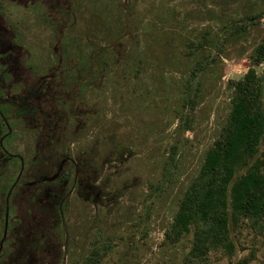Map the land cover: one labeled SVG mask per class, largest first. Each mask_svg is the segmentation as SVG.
I'll use <instances>...</instances> for the list:
<instances>
[{
    "label": "rangeland",
    "instance_id": "rangeland-1",
    "mask_svg": "<svg viewBox=\"0 0 264 264\" xmlns=\"http://www.w3.org/2000/svg\"><path fill=\"white\" fill-rule=\"evenodd\" d=\"M42 1L51 12L69 8L66 26L83 43L108 44L110 35L130 31L123 60L109 62L105 80L86 92L88 114L77 118L69 110L64 121L58 115L61 146L73 163L56 187L63 193L62 211L54 213L49 231L60 251L47 252L45 263L180 264L192 234L173 240L166 230L226 118L228 79L244 73L264 38V0ZM6 9L44 65L51 55V22L22 6ZM6 42L0 28V47ZM16 61L18 75L23 69ZM253 66L260 73L264 60ZM42 90L7 98L38 121L53 120L54 103ZM188 93L193 100L183 102ZM12 144L30 152L28 135L17 134ZM24 194L18 195L20 210ZM230 234L233 250L211 249L202 264H264V224L253 227L244 219Z\"/></svg>",
    "mask_w": 264,
    "mask_h": 264
},
{
    "label": "trees",
    "instance_id": "trees-1",
    "mask_svg": "<svg viewBox=\"0 0 264 264\" xmlns=\"http://www.w3.org/2000/svg\"><path fill=\"white\" fill-rule=\"evenodd\" d=\"M7 5L22 6L51 22V55L44 65L33 58ZM46 6L42 0H0V28L7 39L0 47V264H46L47 252L54 253V247L60 251L59 243L51 239V222L54 213L62 211L63 193L56 187L68 178L73 159L61 146L65 135L59 116L64 121L69 110L77 118L88 114L86 92L101 85L107 64L123 60L128 51L125 37L130 31L110 35L108 44L83 43L66 26L72 19L69 8L60 14ZM13 59L23 69L18 75ZM249 59L240 77L228 79L226 118L182 191L166 230L173 240L192 234L180 264H202L211 249L231 252L230 229L244 219L253 227L264 224V66L260 73L253 66L264 60V38ZM201 63L196 61V67ZM40 86V93L49 92L54 103L49 112L53 120L38 121L7 98V94L27 98ZM192 100L188 93L183 102ZM17 134L29 136L28 154L12 144ZM19 193L25 197L22 210Z\"/></svg>",
    "mask_w": 264,
    "mask_h": 264
}]
</instances>
